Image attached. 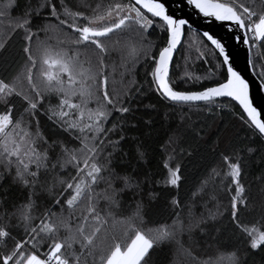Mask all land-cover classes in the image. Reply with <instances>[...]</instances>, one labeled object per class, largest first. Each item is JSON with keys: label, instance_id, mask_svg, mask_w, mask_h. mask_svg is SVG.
Listing matches in <instances>:
<instances>
[{"label": "snow or ice", "instance_id": "6c2138e0", "mask_svg": "<svg viewBox=\"0 0 264 264\" xmlns=\"http://www.w3.org/2000/svg\"><path fill=\"white\" fill-rule=\"evenodd\" d=\"M185 2L206 20L238 28L245 46L264 47V0H260L259 12L250 6L254 0ZM15 7L16 0H8L0 9V24L9 17L0 33V49L13 34L23 32L27 62L13 81L0 78V104L6 106L0 111V180L10 178L27 197L22 205H13L12 211L0 201V218L8 220V226L0 225V245L6 249L0 254V264H149L151 252L166 245L173 253V264H240L235 252L198 260L194 251L195 233L205 235V226L224 215L218 192L225 188L232 193L231 218L236 227L248 238L251 250H264V230L241 224L238 216L239 206L246 207L241 182L244 152L251 155L255 148L237 146L231 155L222 153L226 170L210 168L187 205L182 207L176 197L170 200V224L146 230L143 183L134 169L127 171L121 157L128 139L125 128L137 127L127 122L134 111L132 103L147 94L136 77L141 52L145 61H152L148 90L169 108L207 105L223 110L227 105L253 136L264 138V111L254 106L249 84L230 66L221 39L208 31L200 34L209 42L210 51L223 58L217 71L223 68L226 73L216 78V73L209 72L207 78L217 79L212 86L180 91L172 86L169 69L188 20L170 14L162 0H79L76 6L69 0H28L21 14L11 18ZM154 26L166 33V44L158 55H150L151 45L143 44ZM260 87L264 89V80ZM13 97L23 102L19 112L9 106ZM149 107L155 106L145 105ZM116 113L119 116L109 127ZM40 116L55 130L51 139L42 130ZM181 138L177 130L163 146L166 152L171 149L163 165L167 170L164 186L177 191L181 166L172 167L170 162ZM136 156L145 157L139 144ZM227 178L230 181L225 184ZM127 194L136 207L122 216ZM44 195L53 198V206L34 214ZM148 197L151 201L157 194L149 192ZM197 198L204 209L199 214ZM57 205L59 212L54 210ZM9 226L22 228L26 238L17 239ZM9 241L14 242L12 247Z\"/></svg>", "mask_w": 264, "mask_h": 264}, {"label": "trees", "instance_id": "16d2710c", "mask_svg": "<svg viewBox=\"0 0 264 264\" xmlns=\"http://www.w3.org/2000/svg\"><path fill=\"white\" fill-rule=\"evenodd\" d=\"M32 2L35 3L36 0H32ZM69 2L76 6L79 0H69ZM245 2H250V0H245ZM7 3L8 0H0V9H3ZM27 3L28 0H16L17 7L12 9L11 18L20 15ZM250 6L258 12L262 7L260 0L250 2ZM8 19L9 17H5L4 23L0 24V33L5 31ZM23 35V32L13 34L5 47L0 49V78L6 82L13 81L23 71L27 62V54L23 51L26 46ZM193 39L196 41L195 44L192 43ZM143 44L146 47L151 45L150 55H158L160 48L166 44V33H162L158 27L154 26L146 34ZM201 52L204 53L203 58H201ZM140 56L136 77L139 83L144 85L147 94L132 103L134 111L132 115L128 116L127 122L128 125L136 124L137 127L125 128L128 139L123 142L121 157L126 161L127 171L132 172L134 169L135 175L140 177L143 183L145 230L148 227L160 226L164 223L170 224L172 222L170 200L176 197L182 207L187 205L210 168L220 167L222 170H226V166L222 164L221 154L231 155L233 148L237 146L240 148L251 146L256 149L251 155L244 152L241 182L245 186L246 207L239 206V221L247 227L254 226L264 230V180L260 179L264 177V139L258 135L253 136L248 128L242 125L235 110L227 105L223 110H217L207 105H177L174 109L169 108L154 92L148 90L146 81L150 80V77L147 76V73L151 71L152 61L150 59L145 61L143 52ZM250 59L254 75L261 83L264 80V47L258 45L256 48H250ZM222 64L219 55L210 51V45L201 35L186 30L180 48L172 61L170 69V80L174 82L172 86L180 91H195L212 86L217 82L216 78H219L221 72L226 73L223 68L217 71V65L222 66ZM209 72L216 73V78H207ZM197 77L202 79L197 80ZM12 99L13 104L9 106H13L14 111L19 112L23 102L16 97ZM145 105H154L155 107L145 108ZM5 107L0 104V111L5 110ZM117 116H119L118 113L113 115L109 127L113 122H116ZM147 120H150L151 123L145 124ZM40 121L43 132L51 139L55 130L45 117L40 116ZM177 130L180 131L182 138L176 153L173 154L175 158L170 163L172 167L177 164L181 166L182 181L178 191L164 186L167 170L163 166L171 152V149L168 152L164 151L163 146L168 137ZM138 144L145 152L143 160L137 159L136 156ZM189 152L191 155H188ZM124 153H127V156H124ZM229 181L230 178H227L224 183L228 184ZM232 187L234 189V186ZM149 192L156 193L157 197L150 201ZM58 194L59 190H57ZM231 194L227 188L218 192L220 210L224 215L205 226V235L201 236L199 231L195 233L198 241L194 250L195 255L198 260H208L215 259L220 254L228 256L235 252L240 259V264H264V250H251L248 246V238L236 227V222L231 218ZM26 197L27 192L12 184L10 178L0 180V201L9 207V211L13 210V205H22L26 201ZM203 199L206 200L207 197L205 196ZM199 200L200 198H197V214L204 211L199 206ZM39 204V210L34 214L42 213L46 207H52L53 198L44 195ZM209 206L212 207V205ZM135 207L136 204L132 196L125 195L120 215L131 214ZM54 210L59 212V206H55ZM15 223L16 220L13 219L12 224ZM0 225L8 226L6 217L0 218ZM9 230L21 241L26 238L22 228L16 229L9 226ZM118 235L123 240L122 235L120 233ZM184 239L187 240V237ZM13 243V241H9V247H12ZM5 251L3 245H0V254ZM173 261V253L166 245L162 248L157 247L151 252L149 264H173Z\"/></svg>", "mask_w": 264, "mask_h": 264}, {"label": "water", "instance_id": "95a60500", "mask_svg": "<svg viewBox=\"0 0 264 264\" xmlns=\"http://www.w3.org/2000/svg\"><path fill=\"white\" fill-rule=\"evenodd\" d=\"M162 2L166 4L170 14L188 20V25L185 26L182 41L186 30L196 32L199 35L208 31L210 34H213L215 37L221 39L222 43L225 45V53L229 56L230 66H232L233 69L237 71L249 84L250 98L252 99L254 106H256L258 110L264 111V89H261V83L255 77L252 66L249 64L250 48L243 44V34L239 31V29L235 28V26L227 24L222 26L218 22L206 20L205 18L198 16L194 13L193 9L186 5L185 0H162ZM229 27H233L234 31L229 32ZM207 43L209 44V42ZM180 45H178L174 55ZM216 53L218 54V52ZM220 58L223 63V58Z\"/></svg>", "mask_w": 264, "mask_h": 264}, {"label": "bare ground", "instance_id": "6f19581e", "mask_svg": "<svg viewBox=\"0 0 264 264\" xmlns=\"http://www.w3.org/2000/svg\"><path fill=\"white\" fill-rule=\"evenodd\" d=\"M257 47H258V45H257ZM179 48H180V47H179ZM179 48H178V49H179ZM177 51H178V50H177ZM175 54H176V53H175ZM174 56H175V55H174ZM173 58H174V57H173ZM172 61H173V59H172ZM221 61H222V60H221ZM171 65H172V62H171ZM170 69H171V67H170ZM169 71H170V70H169ZM255 77H256V76H255ZM259 82H260V81H259Z\"/></svg>", "mask_w": 264, "mask_h": 264}]
</instances>
